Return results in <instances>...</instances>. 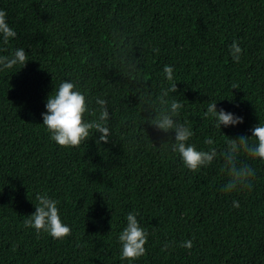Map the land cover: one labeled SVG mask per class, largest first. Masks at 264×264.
Masks as SVG:
<instances>
[{
	"label": "trees",
	"instance_id": "1",
	"mask_svg": "<svg viewBox=\"0 0 264 264\" xmlns=\"http://www.w3.org/2000/svg\"><path fill=\"white\" fill-rule=\"evenodd\" d=\"M0 9L17 32L0 55L24 48L28 59L0 72V264H264V160L241 153L255 170L252 188L225 193L219 155L193 172L172 150L175 133L149 120L175 83L167 99L183 104L176 119L197 150L220 153L242 135L256 143L264 0H0ZM65 80L86 95V121L98 117L97 99L107 101L108 143L97 144L95 130L79 147L51 140L42 114ZM209 103L244 122L217 129L204 116ZM37 193L58 202L66 239L25 227ZM130 212L148 232L146 254L131 262L118 240ZM187 240L191 250L180 247Z\"/></svg>",
	"mask_w": 264,
	"mask_h": 264
},
{
	"label": "clouds",
	"instance_id": "2",
	"mask_svg": "<svg viewBox=\"0 0 264 264\" xmlns=\"http://www.w3.org/2000/svg\"><path fill=\"white\" fill-rule=\"evenodd\" d=\"M17 32L11 28L7 22V13L0 9V51L6 50L9 42L16 38ZM155 51L158 52V49ZM230 55L234 62L239 63L242 55V48L238 42H233L230 46ZM28 62L24 48L16 49L11 55H0V72L12 69L16 65L26 66ZM134 70V66H132ZM163 72L169 82L174 80V69L165 65ZM177 84L172 83L167 89L162 88L158 102L152 105L154 118H149L150 123L159 131L164 133H175L172 150L179 154L184 166L198 172L202 168L209 167L217 159L218 155L222 158L223 164L221 171L228 177L222 191L231 193L237 190H251L252 178L255 176V170L246 163H241L239 157L241 153H246L251 158L264 160V124L260 123L252 131V138L256 143L250 144L249 137L242 135L238 139L231 138L227 141L225 148L218 153L215 147L208 150H197L189 144L193 136V130L186 123H180L176 117L183 104L177 100L167 99L169 93L177 92ZM233 89L239 86L232 85ZM46 102L47 111L43 113V125L47 132L60 147H79L90 138L93 130L101 135L97 139V144L108 143L110 129L107 122L110 119V113L105 99H97L99 105L98 117L92 120H85L89 114V102L85 94L77 89L73 82L65 80L54 90ZM205 117H212L215 120V127L221 129L222 126H237L242 124L243 117L227 112L224 109H217V103H209ZM204 143L212 145L214 141L207 138ZM37 203L36 211L25 220L26 228H33L36 233H47L52 238L64 240L71 235V228L66 225L60 216L58 202L46 193H37L35 197ZM233 206L238 208L240 205L233 201ZM137 213H129L126 217L127 225L119 234L118 240L121 244V260L135 261L146 254V244L148 242V232L141 227ZM174 242L166 243L164 250L172 246ZM180 247L191 250L193 242L184 241Z\"/></svg>",
	"mask_w": 264,
	"mask_h": 264
}]
</instances>
